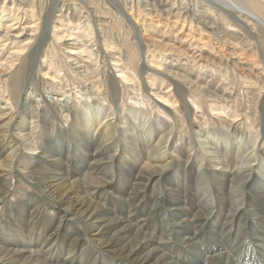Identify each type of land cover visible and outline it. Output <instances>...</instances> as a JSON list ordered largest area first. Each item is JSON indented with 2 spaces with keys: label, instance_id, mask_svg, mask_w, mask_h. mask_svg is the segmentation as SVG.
Here are the masks:
<instances>
[{
  "label": "bare ground",
  "instance_id": "6f19581e",
  "mask_svg": "<svg viewBox=\"0 0 264 264\" xmlns=\"http://www.w3.org/2000/svg\"><path fill=\"white\" fill-rule=\"evenodd\" d=\"M3 1H0V99H5L0 100V104L4 103L6 108L13 110L14 107L17 109L18 104L14 101L19 99L23 86L31 85L28 81L25 83L24 75L28 69L25 61L36 41L38 23L27 18L30 13V17L34 16L31 3ZM164 1L123 0L122 4L134 24L141 23L143 32L139 40L142 46H139L134 34L131 42L127 34H124L126 38L123 42L114 37L116 29L126 32L127 28L128 34L135 29L130 24L126 26L123 21L126 22L127 17L124 16H118L119 21L100 22L97 29L100 43L91 19L79 17L72 22L71 17L63 14L62 19L55 20L48 36L49 43L40 51L43 59L37 70L50 83L47 91L56 99L54 104L65 108L62 117L68 122L72 140L79 139L92 151L81 153L76 149L74 140L72 142L62 138L60 132L54 134V130H49L45 131L47 136H61L59 146L48 138L47 147L39 152L35 161L32 162L27 154L16 157V151L22 149L20 147L9 150V154L0 158V205L6 202L11 192L9 183L15 163L31 164V181L43 193L41 203L34 196H28L7 206L8 222H0V264H170L163 234H150L151 219L144 214L148 205L156 207L162 200L170 206L165 213L172 219L188 215L185 220L173 222L188 236L204 234L208 229L205 227L212 226L216 220H219L216 225L219 230L234 233L239 227V219L249 210L229 201L234 193L229 188L237 179L233 178L240 174H244L243 179L249 189L248 195L244 196L252 210L251 228L259 223L264 225V147L259 151L249 145L251 138L249 140L248 135L237 127V124H244L254 129L259 125L248 124L250 118L247 112L253 114V109L258 106L264 89V66L250 58V55L256 56L251 52L254 48H234L232 52H227V47L235 42L226 39L231 32L230 27L236 30V26L242 25L244 28L248 26L249 31H264V4L261 6L260 0H197V4L206 1L207 4H203L207 7L195 17L194 11L188 7L176 5L182 0ZM211 3L223 4L225 14L216 7L209 8ZM9 4L18 7L13 9H17L21 17L7 12L11 8ZM229 8L236 12L232 18L226 13ZM165 26L169 32H165L167 29L164 31ZM232 32L238 40L242 36ZM1 51L7 52L3 56ZM241 56L247 60L244 61ZM57 59L63 64L53 69V61ZM16 60L22 61L16 65ZM108 66L114 70L116 82L132 103L141 105L145 100H152V103L156 100L154 107L161 112L165 113L168 108L172 115L175 112L181 114L171 88L175 81L187 87L196 116L201 117L208 112L211 119L221 121L227 127L209 128L199 141L190 137L180 145V135L175 133L169 147H163L162 139L170 136L173 125L160 117L153 122L146 116L149 111H141L133 105H127L132 109L129 107L126 112L120 109L108 113L105 107H101L108 99ZM234 73L241 74L245 80L241 81ZM236 80L239 81L237 87ZM85 89L89 97H94L93 100L86 104L85 110L70 113L66 107L71 97H79ZM145 89L151 92V96L145 95ZM32 94L28 92L27 97ZM243 97L253 109L243 108L247 112L241 119L237 105L244 103ZM25 105L22 104L23 108ZM16 112H11V117ZM25 113L22 111L17 115L12 129L28 130L20 140L25 143L32 139L27 147L34 149L37 146L34 139L37 126L33 120L32 126L27 125L26 122L31 124V120ZM113 118L115 122H112ZM42 120L44 123L52 122L46 115L42 116ZM229 126L232 127L231 134ZM8 130L0 132V151L6 150L3 141L7 135L4 132ZM261 142L264 143V138ZM195 145L201 150H195ZM158 147L161 149L158 150ZM206 148L209 149L206 151ZM109 150L113 154L104 157ZM3 154L0 153V156ZM102 159L106 161L102 162ZM247 165L251 167L246 169ZM197 166L199 175L194 174ZM113 168L115 171L111 172ZM161 173L166 174L164 184L172 187L167 186L159 198L157 193V197L152 195L150 184L156 176H162ZM145 181L150 182L147 185ZM207 192L212 194L203 201L204 204H195V200H201ZM240 192L237 196L242 194ZM216 198L220 202L214 205ZM119 200L121 203L117 209L112 203L116 204ZM130 201L132 203L128 207L126 203ZM10 207L12 210L8 209ZM190 207L201 208L191 213ZM162 210L160 206L157 208L158 212ZM207 232L210 233L209 230ZM213 238L220 240L216 236ZM260 239L256 264H264V235ZM90 245L93 247L88 250ZM186 258L187 263L180 264H206L203 259L195 262ZM231 264H251V259L244 256L232 260Z\"/></svg>",
  "mask_w": 264,
  "mask_h": 264
},
{
  "label": "rangeland",
  "instance_id": "374dc122",
  "mask_svg": "<svg viewBox=\"0 0 264 264\" xmlns=\"http://www.w3.org/2000/svg\"><path fill=\"white\" fill-rule=\"evenodd\" d=\"M0 1L2 3L3 0H0ZM9 1H11V0H6L7 3H9ZM16 1H22V2L26 1V2L31 3L34 6V9L32 12L34 16L30 17V16H32L30 13V14H28L27 18L29 21L34 20L38 23V30H37V35H36L37 36L36 41L33 44L32 48L29 49V54L26 55L27 60L25 61L27 66H28L27 67L28 69L26 70L25 75H24L25 83L28 81L29 84H31V85H28V84H25L24 86L22 85L23 88H22V91L20 92V95H19L20 97H18L19 98L17 100L18 102L14 101V104H18L17 109H15V107H14V109L13 110L10 109L11 110L10 111L8 108H6V106H4L5 105L4 103L0 104L1 105L0 106V114L2 113V115H0V116H2V119H0V132L3 129L5 130V129L9 128L8 132L3 131L4 133L7 134L6 138L3 141V148L6 150L0 151L1 154L4 152V154L1 155L0 158L4 157L6 154H9L11 152L9 150H13L14 148L17 149V147H20L22 149L16 151V154H17L16 157H19L20 155H26L27 154V156L32 158V162H33L36 160V157L38 156L39 152L41 150H43L44 147H47V141L46 140L48 138L53 139V144L59 146L58 141L60 140L61 136H58L57 138H54L55 136L50 137L49 135L48 136L46 135L45 131L48 132L49 130L50 131L54 130V134L60 132L63 135L62 138L65 137L69 140H72V136L69 132L70 129L68 130V127H69L68 122H65L64 118L62 117V115L64 113L63 110L65 108L61 109L58 106H56V104H54V101L56 99H53L52 94H50L47 91L48 90L47 88L50 86V83H47L46 80L43 78L42 73H40V72L38 73V70H37L38 64L40 65L41 61L43 59L41 57V54H42L41 52L46 48L47 44L49 43L48 36L51 33V29L55 23V20L58 18L62 19L61 16H63V14L67 15L68 17H71L72 22H74L73 20H76L79 17H83V19H86V18L91 19V21L93 22V25L96 29V36H97V40L99 39V43H100L101 38H99L100 33L97 31V29L100 28V26H99L100 22L104 21V20H107V21L112 20V22L119 21L118 16L119 17L120 16L127 17V21L126 22L123 21V22L126 24V26H128L130 24V26L135 28L133 30V33H130V34H128L127 28H125L126 32H123L122 30L120 31V30L116 29L114 32V37L115 38L117 37V39H119V41L121 40V42H123L124 38H126L125 35L127 34L128 35L127 36L128 41L131 42L133 34H134V36H136V38L138 40L139 46H142V44H140L139 39H140V34L143 31H142V28L140 27L141 23L134 24L133 19L130 18V15L128 16V12H127L126 8L124 7V5L122 4L123 0H29V1L28 0H16ZM206 1L209 2L210 0H206ZM206 1L203 3L207 4ZM181 2L182 3H180V4L176 3V5H180L179 7H188L187 9L194 11L195 17L199 16V12H200V10H202V8L205 11V8L207 7V5L203 4V3L197 4V0H182ZM163 3H169V1L167 2L165 0ZM260 3L262 6L264 4V0H260ZM210 5L211 6L209 8L216 7L217 9H220L222 12H224V10L222 9L223 4H220V6H219L216 3H211ZM9 7H11V8H10V12H9V8H8V10H7L8 13H15L21 17L19 12H17L18 10L17 9H16L17 11L14 10L15 8H18V7L11 6L10 4H9ZM209 8H208V10H209ZM262 9L264 10V8H262ZM228 12H226V13L228 15H230L231 18L236 13L235 10H233V12H232L231 8L228 9ZM263 13H264V11H263ZM126 14H127V16H126ZM205 14H206V12H205ZM224 14H225V12H224ZM236 27H237L236 30H235V28L230 27L231 32L229 34H227L229 37H226V39L229 40L230 42H235L234 45L227 47L228 48L227 52H229V51L232 52V49H234V48H237V49H239L241 47H243L244 49H249V47H251V49L254 48V49H252L251 52H253L252 54L256 53V56L250 55V58H252L254 60H258L260 62L259 65L264 66V37H263L264 31L263 30H262V32H259L260 30L259 31L256 30V32H254L255 30L249 31L250 28L248 26H246L244 28V26H242V25H241V27H238V26H236ZM164 28H165L164 31L167 29L165 32L170 31V30H168V28L166 26ZM243 29H244V31H243ZM232 31H234L237 35H240V36L242 35L240 38L243 41L240 40V38L238 40L235 36H233ZM183 33H187V32H183ZM99 43H98V45H99ZM99 49H100V47H99ZM5 50H7V47L5 48ZM101 51H103L102 47H101ZM6 52L7 51H5V52L1 51V54L3 53L2 55L4 56ZM227 52L225 53L226 55H227ZM23 56H25V55H23ZM242 58L244 59V61L247 60L244 57H242ZM19 61L21 62L22 60H16L15 61L16 65L19 64ZM58 61H60V62H58ZM56 63H57V65H55ZM62 64H63L62 60H60V59H57L56 61L54 60L53 61V66H54L53 69H56V67L61 66ZM67 65L68 64L66 63V66ZM107 70L109 71L108 75H110L108 78V88H106L107 91L105 90L107 92L108 99L102 103L103 105H101V107H103V108L105 107L108 110V113H110L112 111L118 112V110H120V109H121V112H126L129 109H132L131 106H127V105H133L134 108H139L141 111H144V110L149 111L150 114H146V116L148 115L147 117L149 118V120L155 122V121H158L159 117H160V119L162 118L163 121L165 120L164 122H167L170 125H173L174 126L173 130H171L169 128L171 130L170 136L162 139L163 143L161 145L163 147H165V146L167 148L169 147L170 142L172 141V139H174L175 133H177L178 136L180 135L181 139L179 140L180 142L178 143V145H180L184 142H187V139L190 137L193 138V140L196 142L199 141L201 139L204 131H206L209 128L227 127V125L222 123L221 121L216 122V121H214V118L211 119V117L207 114L208 112L204 113L205 115H203L201 117L196 116L197 113H196V111H195V109H194V107L190 101L189 96H188L189 92H187V89H186L187 87L185 88V85H183V84H180V83L174 81L173 85L171 86L172 93L175 95V98L178 101V107L181 109V114L179 112H175V114L172 115L170 113L171 110L168 108H167V110H165L164 108L161 107L162 109L165 110V113H163V112H161V109L154 107V105L156 104V100H155V102L153 101V103H152V100H145L146 99L145 98L144 104L138 105V103H135V104L132 103L130 100L127 99L128 94H126L124 90H121L120 85L118 84V82H116L117 80L115 78L114 70L110 69L109 66L107 67ZM190 70H191V68H190ZM63 73H64V71L61 72V74H63ZM56 74H57V72H56ZM235 75L239 76L241 81L245 80V78L241 74H238V75L235 74ZM143 78H144V74H143ZM236 83H238V84H236V87H237L239 85V81L236 80ZM45 84H47V85H45ZM28 86H30V88ZM115 86H116V88H115ZM27 87L29 89H27ZM27 90H28V92H31V94L33 93L30 97H27L28 92H25ZM127 90L129 91V89H127ZM86 91L87 90L85 89V93L84 92L81 93V95H79V97H77V95L74 97H71L69 104L66 107V109H68L69 112L76 110L75 112L79 113L84 108H86L87 103H90L93 100L94 97L93 98L89 97L87 95L88 92H86ZM144 92H145V95L150 94L149 96H151V92L149 90L145 89ZM235 92H236V90H235ZM4 99L2 98L0 100L3 101ZM243 99H244V101H243L244 103H242V105L241 104L239 105V103H238V105H237L239 112L242 114L241 119L245 118L244 113L247 112V111H244L243 108L248 107L249 109H253L252 105H250V103H248L246 101V98L243 97ZM123 103H125L126 106L125 105L123 106ZM22 104H26L24 108H23ZM74 104L76 106L72 107V105H74ZM159 106H160V104H159ZM253 110H255V112H253V114L255 113V115L251 114L250 112H247L249 114V118H250L248 124L252 125V123L253 124L257 123V124H259L257 126V128H254V129L248 128L244 124H242L241 126L239 124H237V127L239 126L240 131H242L246 135H248L249 140L251 138V142L249 141L250 142L249 145H252L254 148H256V150H259L261 148L263 149V147H264V143L261 142V139L264 138V89H263L261 97L259 99L258 106ZM15 111H17L14 114V116H16V117H14V116L11 117L12 116L11 112H15ZM22 111L26 112L25 114L27 116V119H29V121L31 120V124L26 122L27 125L32 126V120H33L34 125L37 126V128L34 129V132H36V133H34V136H35L34 139L37 142L36 143L37 146L34 149L27 147V144L32 139L29 141H26L25 143H23L20 140L21 138H24L22 136H24L23 134L25 132H27L28 130L24 131V130H16V129L13 130L12 129L13 123L17 119V115L20 114ZM6 112H9V113H6ZM138 113H141V112H138ZM44 115H46V117L48 119L50 118V120H52V122L44 123V121L42 120V116H44ZM157 115H158V118H157ZM150 117H151V119H150ZM115 120L116 119L113 118L112 122H115ZM229 128H230V126H229ZM231 128L229 129V134H231V132H232ZM20 131H22V132H20ZM3 132H2V134H4ZM76 135L81 136L78 134H76ZM165 139H166V141H165ZM73 140H72V142H73ZM73 143H74L77 150L78 149H79V151L81 150V153H84V152L90 153L92 151L91 150L92 148L87 149V147H85L84 144L82 142H80V140L77 138H76V141L74 140ZM196 148L198 151L199 146L195 145L194 149L196 150ZM160 149L161 148L158 147V150H160ZM207 149H209V148H206V151H207ZM46 150H47V148H46ZM112 154H113V151L109 150L104 157H106L108 155H112ZM16 157L14 159H16ZM105 161H106V159H102V162H105ZM182 161H179V163ZM29 166L26 163H24V164L21 163L20 165L15 163L13 166L14 170H13V174L11 175V179H10V183H9L10 188H11V192H9V194L7 195L6 200H5L6 202H2L0 205V222L3 220L4 224L6 222H8V219H9L8 215L6 214L7 206L9 205V203L12 204L13 202H16V200H19L21 197L27 198L28 196H34L39 201L43 200V193L40 192V190L38 188H36L33 185V182L31 181L32 180L31 174H30L31 173L30 172L31 166H30V168H29ZM26 167H28V168H26ZM198 167L199 166H197L195 168L194 174H196V175L197 174L199 175ZM247 167L248 168H246V166H245L246 169H249L251 166L247 165ZM157 170H160V169H157ZM114 171H115V169L113 168V171H111V172H114ZM200 171L203 172L204 169L201 168ZM207 171H208L207 173H209V170H207ZM161 174H162V176H160V177L156 176L157 178L155 177V179L152 180V184H150L151 185L150 191L151 192L153 191L152 195H155V193H157L159 198H161V196H163L164 192L167 190V186L172 187V185L164 184L163 179H165L166 174L165 173H161ZM13 175H15V176H13ZM29 175H30V178H28ZM243 178H244V174H240V175L234 177L233 180H235V179L236 180L232 183V185L229 188V191L234 190V193H233L234 197L233 196L230 197L229 201H231L235 204L237 203L236 206H238L239 208L245 207L246 209H249L248 212L244 215V217H242L243 219L242 218L239 219V220H241V221H238L239 227H237V230L236 229L234 230V233L230 232V231L224 232L223 229L219 230V227L217 228V226H216L217 223L219 222V220H218V222L216 220L213 222L212 226L205 227V229L208 228L207 230H209L210 233H208L207 230H205L206 231L204 233L205 235L203 233H201V234L198 233L199 236L196 237L195 235H191L192 236V238H191V236L184 234V231L178 230L176 228L177 224L175 225L173 223L176 220H177L176 222H178L180 220H185L188 217V215L182 217V219H180V218L172 219L170 217V215L165 213V212L168 213V209H170V206L167 205L162 200H159V205H156V207L151 206L150 204L148 205V207L144 211V214L147 217L150 216L149 218L151 219L150 234H152V233L153 234H157V233L163 234V237H164V239H166V243H167L166 250H167V253L169 254L168 259H169V261L171 260L170 264L187 263L186 262L187 258L184 259L185 257H189L190 260L193 259V261H195V262L201 261L203 259L204 261H206V264L208 262H209L208 264H212V263L213 264H231L232 260H236L237 258L242 259V258H244V256L247 257V259L248 258L251 259V264L257 263V257H259V255L257 253V249H259V242L261 241L260 238L262 237V235H264V227H263L264 225L259 223V224H256V226L254 228H251L252 227L251 218H253V215H251L250 213L252 212V210L249 206L247 199H245V196L248 195L249 189H248L246 182H244ZM207 179L211 180L210 177H208ZM155 181H156V183H155ZM145 182L148 185L150 181L149 182L145 181ZM144 184L145 183H143L142 186H144ZM242 184H244V185H242ZM86 185H87V183H86ZM238 186H239V188H238ZM241 186H242V188H241ZM5 188L8 189V187H6V185H5ZM200 188H201V186L199 187V190H200ZM237 191H239V192L241 191L242 194L240 192L241 195L237 196L239 194V192H237ZM205 194H206V196H205ZM205 194L203 195V197L204 196L205 197L201 198L202 201L197 199V200H195V204L196 203L204 204L203 201H206V199H208V197L212 193L207 192ZM242 197H244V198H242ZM232 198L233 199L235 198L236 201H235V199L233 200ZM239 198H240V200H239ZM219 200L220 199L218 198L214 205H217ZM39 203H41V201ZM120 203H121V201L119 200L116 202V204L112 203V206L119 209ZM131 203H132L131 201H130V203L127 202L126 205L129 207V204H131ZM46 205L48 206L47 203H46ZM159 206L163 210L158 212L157 208ZM186 206H188V205H186ZM208 206L206 208H208ZM198 208H201V207H198ZM198 208L196 209L194 207H190L191 213H194L196 210H199ZM8 209L12 210V207H10ZM2 218H4V219H2ZM163 218L166 221H163L164 220ZM166 218H168V220ZM222 234H223V236H222ZM214 236H216L220 240L216 241V239L213 238ZM200 237H201V239H200ZM210 237H211V239H210ZM188 239L191 240L192 242L191 241H185ZM33 242H34V240H33ZM194 245H196V246H194ZM197 246H199V247H197ZM92 247H93V245H90L88 247V250H91ZM221 247H223L224 249ZM245 247L248 249H246ZM59 248L60 247H58V249ZM252 249H254V250H252ZM215 250H218V251L215 252ZM213 251L216 254L213 253ZM247 251L249 254L245 255V253ZM62 253H64V250H62ZM242 253H243V255H242ZM218 254H220V255H218ZM210 256H212V257H210ZM207 260H209V261H207Z\"/></svg>",
  "mask_w": 264,
  "mask_h": 264
}]
</instances>
